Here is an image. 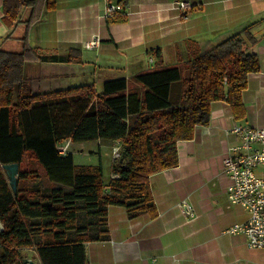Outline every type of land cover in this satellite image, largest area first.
<instances>
[{
	"label": "crops",
	"instance_id": "crops-1",
	"mask_svg": "<svg viewBox=\"0 0 264 264\" xmlns=\"http://www.w3.org/2000/svg\"><path fill=\"white\" fill-rule=\"evenodd\" d=\"M178 1L189 7L180 9ZM109 3L118 5V0ZM1 8L2 0V51L20 52L24 45L41 57L55 55L65 60L80 56L70 63L27 60L23 76L33 94L85 84H93L100 93L105 81L119 78L132 86L135 74L154 66L151 50L159 48L164 64H170L186 39L206 47L256 23L251 32L256 43L249 50L257 55L259 70L247 77L241 95L243 115L235 117L224 101L212 102L209 124L196 127L191 140L177 143L178 165L149 176L154 206L150 212L128 213L119 205H101L105 217L95 215L96 209L80 210L77 225L95 238L84 244L87 264H264V250L249 248L242 234L228 231L248 216L241 206L230 204L226 194L229 180L223 170V158L234 153L232 148L238 144L231 129L236 125L264 127V0H129L126 20L111 23L105 17L104 0H56V8L44 11V21L31 33L33 25L26 30L23 24L19 34L11 31L7 38ZM96 37L99 43L84 46ZM186 75L183 71L182 77ZM180 86L178 82L173 89L182 93ZM66 145L59 152L71 153L75 165L82 164L77 158L96 157L100 163L103 149L118 147L117 142L107 140H65L59 150ZM19 169L25 174L17 181L19 199L42 202L40 197L54 188L70 191L47 178L31 151L24 154ZM83 205V201L76 202L77 207ZM50 221L25 219L27 227L34 229L31 239L35 246L54 243L53 232L41 227ZM65 237L73 240L76 234L69 231Z\"/></svg>",
	"mask_w": 264,
	"mask_h": 264
},
{
	"label": "trees",
	"instance_id": "trees-1",
	"mask_svg": "<svg viewBox=\"0 0 264 264\" xmlns=\"http://www.w3.org/2000/svg\"><path fill=\"white\" fill-rule=\"evenodd\" d=\"M128 4L129 0H118L120 10L107 17L108 23L124 22ZM55 8L56 0H2L1 20L9 30L6 38L16 25L24 24L27 30L44 11ZM255 24L206 47L186 39L170 64H164L159 48L153 49L154 66L135 74L132 86L124 78L108 80L100 93L93 84H85L33 94L23 76L27 60L70 63L80 56L41 57L24 45L20 52L0 49V222L4 228L0 264H23L25 250H34L41 264H87L84 244L95 238L77 225L80 210L96 209L93 213L101 217L106 215L101 205H119L128 213L153 210L149 176L178 165L177 143L191 140L196 127L209 124L212 102L224 101L235 117L243 115L241 95L247 77L259 70L257 55L249 50L256 43L251 34ZM178 82L182 93L173 89ZM65 140L117 142L119 156L111 163L108 182L103 180L100 163L75 165L71 153L60 154ZM27 151L51 182L70 191L54 188L40 197L42 202L14 195L1 166L20 164ZM19 177H24L23 172ZM77 201L84 205L77 207ZM36 218L51 219L41 227L53 232L54 243H32L34 229L27 227L25 219ZM69 231L75 239L66 240Z\"/></svg>",
	"mask_w": 264,
	"mask_h": 264
},
{
	"label": "built area",
	"instance_id": "built-area-1",
	"mask_svg": "<svg viewBox=\"0 0 264 264\" xmlns=\"http://www.w3.org/2000/svg\"><path fill=\"white\" fill-rule=\"evenodd\" d=\"M177 5L186 7L183 2ZM118 10V5H106L107 16ZM95 43L89 42L86 47ZM231 131L237 136L238 144L232 148L234 153L223 158V170L229 180L226 194L230 204L241 206L248 217L228 231L242 234L249 248L264 250V128L236 125ZM66 147L60 151H65ZM118 151L119 147L112 149L115 158L119 156Z\"/></svg>",
	"mask_w": 264,
	"mask_h": 264
},
{
	"label": "rangeland",
	"instance_id": "rangeland-1",
	"mask_svg": "<svg viewBox=\"0 0 264 264\" xmlns=\"http://www.w3.org/2000/svg\"><path fill=\"white\" fill-rule=\"evenodd\" d=\"M105 2H106V5L107 4H110L109 3V0H104ZM179 2V1H178ZM184 3V2H183ZM177 4V3H176ZM185 5H186V9L189 7L186 3H184ZM115 6V5H114ZM180 9H184V8H180ZM27 12V11H26ZM44 13H42V15H41V18H40V20L36 23V24H34L32 27H31V29L29 30V32L31 33V31H33L34 30V27H35V25H37V24H39V23H41V22H43L44 21ZM19 25V24H18ZM18 25H16L13 29H12V33H14L15 35L16 34H19L21 31H22V28H23V24L21 25V27H17ZM17 27V28H16ZM22 41L25 43L26 42V40H23L22 39ZM184 42V41H183ZM182 42V43H183ZM84 143V142H83ZM89 143V142H88ZM111 157H112V149H110V148H106V149H103V151H102V153H101V162H100V164H101V166H102V173H103V180H104V182L105 183H107L108 182V177H109V174H110V168L108 169V163H109V161L111 160ZM113 158V157H112ZM22 162V161H21ZM76 162L77 163H82V164H85V165H96V164H98V162H99V159H97L96 157H93L91 160L90 159H85V160H80L79 158H77L76 159ZM39 163V162H38ZM18 164V167H19V163H17ZM40 164V163H39ZM41 165V164H40ZM3 166V165H2ZM1 166V167H2ZM42 166V165H41ZM111 167V166H110ZM2 170L4 171V169L2 168ZM45 171V170H44ZM21 171H20V169L18 168V176H17V181H18V177H19V173H20ZM4 174H5V171H4ZM23 175L25 176V174H24V172H23ZM5 176H6V174H5ZM47 176V175H46ZM7 178V177H6ZM20 178V177H19ZM48 178V177H47ZM8 181V180H7ZM9 185V184H8ZM10 187V186H9ZM13 193V192H12ZM14 194V193H13ZM16 194H17V192H16ZM15 195V194H14ZM3 230H4V228H3ZM2 230V231H3ZM1 231V232H2ZM252 249H255V248H252ZM258 250H262V249H258ZM22 255H23V257L24 258H30V260H32V261H34V262H36V263H39L40 264V261L37 259V256H36V252L34 251V250H25V251H23L22 252ZM23 258V259H24ZM16 264H22V262L20 261V262H17Z\"/></svg>",
	"mask_w": 264,
	"mask_h": 264
},
{
	"label": "water",
	"instance_id": "water-1",
	"mask_svg": "<svg viewBox=\"0 0 264 264\" xmlns=\"http://www.w3.org/2000/svg\"><path fill=\"white\" fill-rule=\"evenodd\" d=\"M2 168L5 171L8 184L10 186L11 191L16 194L17 192V176H18V164L17 163H9L4 164ZM3 230V225L0 222V232ZM23 264H39L32 260L23 259Z\"/></svg>",
	"mask_w": 264,
	"mask_h": 264
},
{
	"label": "bare ground",
	"instance_id": "bare-ground-1",
	"mask_svg": "<svg viewBox=\"0 0 264 264\" xmlns=\"http://www.w3.org/2000/svg\"><path fill=\"white\" fill-rule=\"evenodd\" d=\"M105 17L107 18L108 16L106 15V10H105ZM92 41H96V43H95V45L97 44V43H99V39L96 37V38H94ZM91 41V42H92ZM89 42H87V43H85L84 44V46H86V44H88ZM93 47V46H92ZM86 48H88V47H86ZM245 126H247V125H245ZM249 127H251V126H249ZM262 128H264V127H262ZM112 156H113V154H112ZM113 159H115V157L113 156ZM24 259H28V260H30V258H24ZM41 264V263H40Z\"/></svg>",
	"mask_w": 264,
	"mask_h": 264
}]
</instances>
